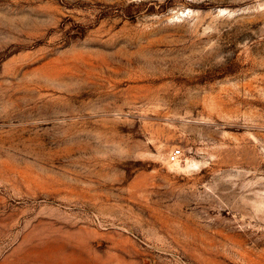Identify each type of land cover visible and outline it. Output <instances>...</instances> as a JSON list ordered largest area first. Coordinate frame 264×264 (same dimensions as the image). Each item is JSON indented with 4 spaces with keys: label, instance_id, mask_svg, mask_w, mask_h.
Returning a JSON list of instances; mask_svg holds the SVG:
<instances>
[{
    "label": "rangeland",
    "instance_id": "rangeland-1",
    "mask_svg": "<svg viewBox=\"0 0 264 264\" xmlns=\"http://www.w3.org/2000/svg\"><path fill=\"white\" fill-rule=\"evenodd\" d=\"M0 264H264V0H0Z\"/></svg>",
    "mask_w": 264,
    "mask_h": 264
},
{
    "label": "built area",
    "instance_id": "built-area-1",
    "mask_svg": "<svg viewBox=\"0 0 264 264\" xmlns=\"http://www.w3.org/2000/svg\"><path fill=\"white\" fill-rule=\"evenodd\" d=\"M182 154L180 147H173L168 153V160L171 162L178 161L182 157Z\"/></svg>",
    "mask_w": 264,
    "mask_h": 264
}]
</instances>
